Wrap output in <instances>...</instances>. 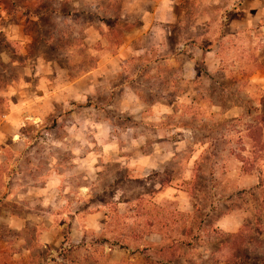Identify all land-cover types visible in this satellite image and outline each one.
I'll list each match as a JSON object with an SVG mask.
<instances>
[{"label":"rangeland","instance_id":"obj_1","mask_svg":"<svg viewBox=\"0 0 264 264\" xmlns=\"http://www.w3.org/2000/svg\"><path fill=\"white\" fill-rule=\"evenodd\" d=\"M76 1V7L83 8H75ZM93 1L0 0V123L10 125L16 120L9 115L19 117L16 145H10L11 139L0 144L7 157L0 166V192L4 191L2 179L8 174L20 183L17 191L31 190L32 195L42 193L48 177H60L49 193L64 197L67 216H54V223L62 225L67 239L66 230L73 226L72 210L79 208L81 229H97L84 232L81 247L58 251L67 261L62 264H93L91 259L113 264H168L158 257L163 246L169 247L167 253L174 250L177 255L171 264H216L211 262L210 253L226 241L228 231L243 226L256 229L255 238L264 245V149L254 145L248 135L250 126L264 116V21L259 22L256 35L249 32L239 44L232 36L221 42L228 51L214 75L204 73L207 64L200 52L193 54L191 64L177 59L173 66L175 88L162 87L169 80L166 64L150 56L131 60L130 70L155 68L159 73L140 82L142 97L176 98L162 120L165 131L173 125L187 128L170 137L165 134V140H177L176 147L181 150L164 171L144 178L125 164L136 155L121 135L132 121L117 105H102L106 93L96 101L66 102L57 94L66 83L96 65L103 46L100 42L88 45L86 36L99 34L97 28L104 34L107 22L117 29L116 36L121 34L119 3L114 9H105L104 0L101 9L81 5ZM220 21L215 13L212 25L204 30L219 37L225 29ZM209 64L218 65L213 61ZM190 65L195 71V89L186 90L182 82ZM257 69L261 72L252 79ZM145 87L155 88L148 91ZM49 93L52 98L46 110L40 99ZM102 118L110 123L106 139L110 152L87 161L83 150L94 147L101 151L103 145L93 136L94 125L86 127V121ZM262 134L264 137V125ZM113 144L119 153H114ZM72 148L82 151L74 154ZM170 180L184 193L173 192L178 196L173 203L153 202L154 192ZM58 204L56 200L50 205L55 213L61 209ZM95 210L104 214L94 228L85 222V215ZM226 214L231 216L221 227L217 221ZM35 219L34 215L32 221ZM10 229L0 224V237L15 235ZM26 229L34 232L35 226L27 225ZM99 229H104L101 234ZM105 241L109 249L101 245ZM4 254L12 264L9 251ZM47 254L52 252L34 249L28 264H36L38 256Z\"/></svg>","mask_w":264,"mask_h":264},{"label":"crops","instance_id":"obj_2","mask_svg":"<svg viewBox=\"0 0 264 264\" xmlns=\"http://www.w3.org/2000/svg\"><path fill=\"white\" fill-rule=\"evenodd\" d=\"M78 2H74L75 8L79 4ZM104 2L105 9H114L119 3L118 14L122 22L121 34L115 36L111 29L113 25L107 22L103 29L104 34L97 28L100 33L96 31L99 34L86 36L88 45L100 42L103 46L97 56L96 65L84 71L75 80L66 83L61 89H58L57 94L61 101L66 102L77 99L86 100L87 98L89 101H96V99H101L102 92L106 93V101L102 105H117L120 112L125 113L132 121V124L126 125L121 133L124 140L136 150L135 158H132L133 161L125 160L127 169L139 172L142 177L147 178L150 174L161 173L169 167L171 162L176 160L177 150H181L176 147L179 142L170 138L165 140V134L170 137L176 132H182L180 130L185 129L186 131L187 128L180 129L173 125L167 127L165 131L162 120L168 116L172 105L176 104V98L171 101L165 95L154 100H146L142 97L138 92L140 82L149 74L158 75L159 73L155 68L149 71L141 68L130 70L128 65L131 60L150 56L154 61L166 64L169 80L162 83L164 89L175 88L173 85L176 83L174 78L176 70L173 66L177 64V59H184L185 63L191 64L193 54L196 55L197 52H200V56L206 61L207 66L204 73L214 75L219 71V63L223 54L228 51V48H225L221 42H225L232 36L239 44L249 32L253 35L257 34L259 22L264 21V0H104ZM83 4H87L86 7L97 6L98 9L102 7L101 0L81 5L83 6ZM81 8L83 7L80 6L77 9ZM215 13L221 19L220 26L225 28L222 33L219 32L217 38H214V34L210 30H204L205 26L207 28L208 25H212ZM86 29L88 32H92L91 27L88 26ZM210 36L211 38H209ZM207 40L214 41V44H199ZM212 61L217 62L218 65L210 66L209 63ZM259 72H261L259 69L254 71L252 79L258 76ZM194 74L195 71L191 65L186 67L184 76L188 80L185 79L182 82L186 90L195 89L192 81ZM154 88L147 87L146 90L152 91ZM49 98H52L50 93L40 99L46 110L49 108ZM93 103L91 102L90 106ZM9 117L16 121L11 122L10 125L0 123V144L5 143L6 139H11L10 145L14 146L17 143L15 138L19 136V117L16 115H9ZM86 123H88L86 127L94 125L93 136L97 143L103 145L101 151L94 147L83 150L86 160L91 161V159H96L97 154L105 155L110 152L108 149L111 144L106 145L110 123L108 118H102L96 122L87 120ZM87 131L90 132L91 129L89 128ZM72 133L75 134V132ZM76 136L75 134L74 138H78ZM117 139H121V137L118 136ZM111 147L114 153L120 152L119 147L115 144ZM72 151L77 154L82 150L81 148L78 150L72 148ZM5 158L7 157L6 154L4 155L3 146L0 145V166ZM56 180L60 181L61 179L59 176L48 177L46 183L44 182L46 188H42V193L32 195L31 190L21 191L18 189L17 191L16 188L20 183L16 179H12L10 174L2 179L1 187L4 188V191L0 192V224L11 228L10 230L15 235L0 237V264H10L4 254L8 251L11 254L9 260H12V264H28L34 249L41 251L48 249L52 252L49 255L38 256L39 260L36 264L66 263L67 261L59 255L58 251L71 246L73 248L81 247V240L86 230L90 233L97 232V229H81L79 222L81 211L78 208L72 210L73 226L66 230L68 238H65L64 229H61L62 225H57L52 220L56 215L67 216L62 206L65 202L64 197L61 195L52 196L49 193V187ZM175 191L184 193L173 183V180H170L154 192L151 197L152 201L160 205L173 203L178 198L177 194L173 193ZM33 200L40 206H33ZM56 200L61 209L60 211L55 210V213L54 209H50V205ZM187 200L191 208L192 203L189 198ZM190 208L184 210H191ZM103 214L102 210L87 213L85 222L88 226L95 228L99 225L98 220ZM34 215L37 219L32 221ZM229 216L231 215L221 216L217 221L218 224L221 226ZM32 224L35 226L34 232H32L33 229H26L27 225ZM103 230L99 229L98 234H101ZM237 230L233 229L228 232ZM101 245L109 249V244L106 241ZM158 257L168 264L177 259L170 260L167 256L161 255ZM209 258L216 264H225L223 261L215 260L212 253ZM91 262L93 264L114 263V261L101 263L95 259H91ZM125 264H129V261H126Z\"/></svg>","mask_w":264,"mask_h":264},{"label":"trees","instance_id":"obj_3","mask_svg":"<svg viewBox=\"0 0 264 264\" xmlns=\"http://www.w3.org/2000/svg\"><path fill=\"white\" fill-rule=\"evenodd\" d=\"M111 29L115 34L117 29H115L114 26H112ZM94 66L95 64L92 65L91 68ZM263 125L264 116H260L258 120H256V123L250 126L251 131L248 134L254 142V145H258L260 149H264V137L262 134ZM257 235L258 232L256 229L251 231L246 226H243L235 232L227 233L226 241L221 242L220 246L212 252L214 259L223 261L225 264L249 261L264 264V245L260 241H257L255 238ZM168 250L169 247L165 249L161 248L159 250L160 255L167 256L170 260L175 259L177 257L175 251L171 250L167 253Z\"/></svg>","mask_w":264,"mask_h":264}]
</instances>
